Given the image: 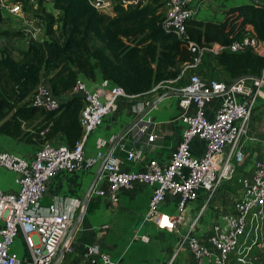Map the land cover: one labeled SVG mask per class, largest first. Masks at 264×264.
I'll list each match as a JSON object with an SVG mask.
<instances>
[{"label": "built area", "instance_id": "2783aa9c", "mask_svg": "<svg viewBox=\"0 0 264 264\" xmlns=\"http://www.w3.org/2000/svg\"><path fill=\"white\" fill-rule=\"evenodd\" d=\"M191 0H167L162 20L165 30L173 31L179 37L186 36L185 23L192 16ZM120 3L127 8L128 0H95L93 4L102 12H110L113 4ZM8 11H21L19 2L9 5ZM247 25L244 31L227 45L212 43L207 51L218 53L223 50L238 52L255 49L258 39ZM191 44V43H190ZM195 58L194 66L200 60ZM185 65V66H187ZM264 71L256 78H233L219 80L205 79L191 74L185 85L172 90L181 93L179 106L183 109L185 127L181 139L169 161L160 165L151 159L143 169L128 171L119 167L112 152L101 150L85 155L86 136L99 127L104 117L116 106L118 98L125 96L123 88L101 78L91 88L77 79L71 94H81L83 103L79 112L81 135L73 146L63 141H47L40 145L32 159L23 155L0 151V167L15 174L17 191L0 189V264H20L19 258L10 247L19 227L24 235L31 260L24 264H56L60 251H71L68 241L72 216L59 212L54 204L41 211L39 202L46 183L59 171L73 172L91 168L103 160L100 178L105 187L94 190V194L116 203L119 190L130 188L136 183L151 187L148 207L144 214L160 230L177 231L184 225L186 232L177 245V250L186 247L194 264H264V151L255 159L250 173L238 179V187L232 195L231 206L217 212L216 218L199 234V220L224 180L229 179L232 165L243 160V153L237 148L240 137L246 132L256 97L264 100ZM153 87L150 92H156ZM214 96L220 99L212 116L204 115V107ZM33 104L54 109L60 99L54 97L48 84L42 80L32 94ZM151 101H145L143 108H149ZM191 106V111L189 110ZM148 121V120H147ZM146 125L139 126L140 131ZM154 135L147 137L152 141ZM199 138L205 143V150L194 155L189 150L191 139ZM123 149V147H120ZM136 151H126V159L138 158ZM204 195L197 213H188V205ZM168 195L177 197L176 211L172 214L161 210ZM146 239V236H142ZM91 264H118L97 247H91ZM173 256L165 264H172ZM57 264H60L58 262Z\"/></svg>", "mask_w": 264, "mask_h": 264}, {"label": "trees", "instance_id": "16d2710c", "mask_svg": "<svg viewBox=\"0 0 264 264\" xmlns=\"http://www.w3.org/2000/svg\"><path fill=\"white\" fill-rule=\"evenodd\" d=\"M94 1L50 0L55 13L44 9L35 13L44 22L41 38L31 37L24 28L0 29V37L27 38L18 57L9 46H0L1 134L37 148L60 135L73 146L81 135L83 96L64 95L73 88L79 73L94 81L96 70H100L103 79L121 86L125 94L141 95L161 80L176 78L181 72L176 67L193 64L199 53L196 66L203 64L207 55L231 79L258 77L264 71V54L253 49L206 50L215 42L229 44L246 25L264 42V4L230 7L220 22L190 17L185 23L186 36L179 37L161 25L164 3L131 8L115 3L110 12H102ZM203 74L211 79L215 72L210 69ZM44 79L51 94L60 99L54 109L32 102L33 91Z\"/></svg>", "mask_w": 264, "mask_h": 264}, {"label": "crops", "instance_id": "0c3cea01", "mask_svg": "<svg viewBox=\"0 0 264 264\" xmlns=\"http://www.w3.org/2000/svg\"><path fill=\"white\" fill-rule=\"evenodd\" d=\"M128 1L130 4L127 7L131 8L157 2L165 5L167 0ZM51 4L50 1L46 3V10L55 13ZM243 4L261 5L264 4V0H191L190 7L193 11L191 17L202 21L220 22L230 7ZM34 19L36 18L32 20ZM40 24L41 28L38 30L44 31L43 23ZM254 51L264 54V42L259 40ZM216 74L223 80H231L222 71ZM203 75L202 78H208ZM101 78L100 70H96L94 81L88 80L82 73L78 75V79L87 88H91ZM261 90L264 91V85L261 86ZM168 91L175 93L160 98L161 94H157V91H149L141 95L125 94L118 98L115 108L104 117L102 124L86 136L85 155H92L98 150L105 154L112 152L119 162V167L128 171L143 169L151 159H155L160 165L167 164L178 146L185 127L184 111L178 104L181 93L177 90ZM219 99V96H214L206 102L204 115L208 118L212 116ZM145 101L156 103L139 122L121 136L111 150L114 140L125 127L147 111L148 108H143ZM189 110H192L191 106ZM142 124L147 126L145 131L139 130ZM149 135H154L152 141L147 140ZM54 141L65 142L64 137L60 135L56 136ZM237 148L243 153V160L233 165V168L242 176L250 173L255 159L264 151L263 99L258 97L254 99L247 130L238 140ZM36 150L37 147L23 144L0 133V151L18 153L32 159ZM189 150L194 155L202 154L205 150L204 141L199 138L191 139ZM126 151H136L139 156L127 160ZM102 163V159L98 160L91 168L82 171H59L46 183L39 202L41 211L54 204L59 212L73 218L68 237L71 251L63 253L60 264H91L89 261L92 257L89 254L91 247H97L105 252L118 264H165L172 256V264H194L186 247L177 250V245L186 232L184 225H179L177 231L160 230L153 221L144 218L151 195V187L148 184L136 183L130 188L120 189L116 203L94 194V190L105 187L104 180L100 178ZM14 179L15 174L12 171L0 167L1 190L17 191L18 185ZM203 195L204 193L200 192L201 198L197 199V204L204 200ZM225 196L226 194L219 189L209 203L207 211L210 210L212 220L216 218L217 212L231 206L232 201L228 202ZM176 201V196L168 195L161 210L169 214L174 213ZM208 226L205 228L200 226L199 234L202 235ZM142 236H146V239ZM10 249L17 254L20 264L31 260L30 249L19 227ZM202 264L210 263L206 261Z\"/></svg>", "mask_w": 264, "mask_h": 264}, {"label": "rangeland", "instance_id": "374dc122", "mask_svg": "<svg viewBox=\"0 0 264 264\" xmlns=\"http://www.w3.org/2000/svg\"><path fill=\"white\" fill-rule=\"evenodd\" d=\"M50 0H0V29H19L24 28L26 31L30 33V36L35 37H41L44 34V31L38 30L41 28V22L44 25V22L40 17H36L35 13L42 12L40 9H44L47 11L46 3H48ZM19 2L21 4V11H19L16 14H11L8 11L9 5ZM164 11H166V6H163ZM33 18L34 21L32 20ZM34 23V24H33ZM40 32V33H39ZM36 35V36H35ZM27 44V38H4L0 37V46L5 45L9 46L11 48V53L14 57H18V51L25 48ZM154 63L151 64V66L154 68ZM205 65V66H204ZM199 68H205L201 72L199 71ZM176 69H180L181 72L178 73V76L174 79L169 80H161L160 82L156 83L155 86L157 87V94H162L165 91L172 90L179 88L180 86L184 85L189 78V75L197 74L200 77L203 75V73H209L210 69H213L216 73L221 72V69L215 64L213 61V58L209 56H205V60L203 64H199L198 66L194 65H187L182 67L178 66ZM212 75V78L220 79V77L216 76L217 74ZM204 76V75H203ZM206 77V76H205ZM210 78V77H208ZM154 86V87H155ZM233 168V165H232ZM236 170L232 171V174L229 179L224 180L223 185L221 186L220 190L226 194L225 199H227L228 202L231 201L230 197L232 198V195L236 192L238 187V179L241 177V175L237 174L235 172ZM230 196V197H229ZM197 201V200H196ZM196 201H193L191 203H194L191 205V203L188 205V213L191 215L196 214L200 203H196ZM224 202V201H223ZM204 210L201 219L199 220L198 226H204L207 227L212 223V218L210 215V210L207 211L208 207ZM190 209V211H189ZM212 220V221H211ZM207 225V226H206ZM186 228H184V231Z\"/></svg>", "mask_w": 264, "mask_h": 264}, {"label": "water", "instance_id": "95a60500", "mask_svg": "<svg viewBox=\"0 0 264 264\" xmlns=\"http://www.w3.org/2000/svg\"><path fill=\"white\" fill-rule=\"evenodd\" d=\"M257 76H253V75H242V76H239L237 77L236 79H239V78H246V79H249V78H256ZM175 92L174 91H167V92H164L163 94L160 95V98H163L167 95H171V94H174ZM156 102L152 103L150 105V107L147 109L146 112H144L143 114L139 115L130 125H128L127 127H125V129L116 137V139L114 140L113 142V145L111 147V150L117 145L119 139L121 138V136L128 130H130L137 122H139V120H141L146 114L147 112H149V110L155 105ZM64 253V248L60 251L57 259H56V264L60 261V258L61 256L63 255Z\"/></svg>", "mask_w": 264, "mask_h": 264}]
</instances>
